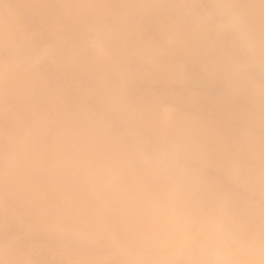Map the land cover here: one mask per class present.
<instances>
[{
	"label": "rangeland",
	"instance_id": "obj_1",
	"mask_svg": "<svg viewBox=\"0 0 264 264\" xmlns=\"http://www.w3.org/2000/svg\"><path fill=\"white\" fill-rule=\"evenodd\" d=\"M178 2L0 0V264H261L264 0ZM180 190L201 226L176 247Z\"/></svg>",
	"mask_w": 264,
	"mask_h": 264
},
{
	"label": "bare ground",
	"instance_id": "obj_2",
	"mask_svg": "<svg viewBox=\"0 0 264 264\" xmlns=\"http://www.w3.org/2000/svg\"><path fill=\"white\" fill-rule=\"evenodd\" d=\"M163 3H170V4L173 5V8H174V10H173V16L174 17L182 16L183 9H182V7H180L181 5L178 2V0H170V1L169 0H163ZM151 13H153V12L150 11L149 14L146 16L147 21H150V22H148V24H150V23L154 24L156 22V20L153 19V15ZM132 17H133V19H132V24H133V23H135L136 19H135L134 16H132ZM222 26L225 27V25H222L221 23L218 26H216V31H219L222 28ZM153 30L154 29L149 28L147 31H145L144 33H142L143 36L141 38V41L145 42V40H147V36L150 35ZM153 33H154L153 35H154L155 39L160 40V33L158 31L157 32L154 31ZM225 33H226V36H228L230 34L228 31H226ZM63 58L64 57H62V56L61 57H57V58L55 57L54 60L55 61H58V60L63 59ZM55 61L44 60L43 63H42V65L43 66H46V67H48V69L52 70L55 67V65H56L55 63H52V62H55ZM60 67H61L60 71L61 70L63 71L64 67L63 66H60ZM89 74H92L93 75V72H90ZM61 79H62V77H61ZM88 81L93 86H96V83H97V79L96 78H89ZM90 90L96 92V90H94L92 88ZM88 91L89 90H87V92ZM37 102H39V106L37 108H39V111L40 112H43L48 107V105L46 106V101H44V100L39 101L38 98H37ZM71 102L73 103V100L72 99H71ZM179 109H180V111H185L186 110V108H184V107H182V108L179 107ZM172 115H175L176 116L177 113L173 112ZM23 118H24L25 122L28 123V124H38L37 123V119L35 117L34 118H30L29 117V113L26 112V111L24 112V117ZM58 118L59 117H57V119ZM70 120H71V118L65 120V117H64V123H65L64 130H66V128H67L68 123L70 122ZM76 120H77V123H78L76 130L77 129H80L82 127V129L80 130L81 132H83V131H85L87 129H90L91 131H93V127L91 125L94 122L92 121V118H89V117L87 118L86 116H84V117H81V118H77L76 117ZM115 124H117V123H115ZM35 126H37V125H35ZM52 126H53V124L50 123L48 125L47 129H50ZM122 131H124L123 128L119 124H117V126L115 125L114 127H112L109 131H107V133H108V136L110 137V140H111V136H112L113 133L118 132V134H120V132H122ZM68 134L71 135V138L73 140L71 143H75L76 144L77 141L74 140V139L77 138V137L73 136L74 131H71V132L69 131ZM96 134L97 133H94L93 135H96ZM50 135H51V132H50ZM69 142H70V139L68 137L67 140H66V144H68ZM258 166L264 167V162L261 163V164H258ZM196 220L199 221V218L197 217ZM226 233H228L233 238L234 241H237L238 242V238L236 237V234L234 232L226 229ZM37 240H39V241H47V242L48 241H51V239H49V238L42 239L41 237L39 239H37ZM18 244H20V243H18ZM23 246H25V245H23ZM242 246H243V248L245 250V255H246V253H251L252 252V253L255 254V256L258 259H260L261 261H264V251L262 249L261 250L260 249H257V250L254 249L253 248V245L250 242H247L246 240H244V242L242 243ZM30 256H31L32 259H37L38 262H40V260H41L40 257L39 256H35V254H32Z\"/></svg>",
	"mask_w": 264,
	"mask_h": 264
},
{
	"label": "clouds",
	"instance_id": "obj_3",
	"mask_svg": "<svg viewBox=\"0 0 264 264\" xmlns=\"http://www.w3.org/2000/svg\"><path fill=\"white\" fill-rule=\"evenodd\" d=\"M195 201V194L180 190L176 194V212L174 217L169 222V228L173 233V244L176 247H183L193 234L200 228V222L196 220L191 214V205ZM212 231L219 235L221 238H226L227 233L219 231L215 226ZM220 259L217 264H230L227 259V253L217 251L215 253ZM264 264V261H261Z\"/></svg>",
	"mask_w": 264,
	"mask_h": 264
}]
</instances>
